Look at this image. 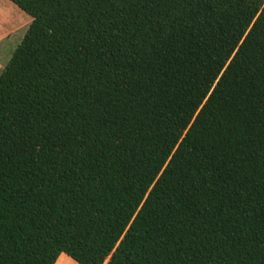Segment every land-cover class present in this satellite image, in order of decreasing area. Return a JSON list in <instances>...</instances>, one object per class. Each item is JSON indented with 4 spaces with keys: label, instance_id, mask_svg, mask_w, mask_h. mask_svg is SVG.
<instances>
[{
    "label": "trees",
    "instance_id": "16d2710c",
    "mask_svg": "<svg viewBox=\"0 0 264 264\" xmlns=\"http://www.w3.org/2000/svg\"><path fill=\"white\" fill-rule=\"evenodd\" d=\"M0 264H264V0H8Z\"/></svg>",
    "mask_w": 264,
    "mask_h": 264
},
{
    "label": "crops",
    "instance_id": "0c3cea01",
    "mask_svg": "<svg viewBox=\"0 0 264 264\" xmlns=\"http://www.w3.org/2000/svg\"><path fill=\"white\" fill-rule=\"evenodd\" d=\"M9 3H6V0H0V55L3 53L4 44L11 35H16L19 31V27L21 25H25L27 21L24 20L22 24H18L16 26V11L13 9ZM12 4V3H11ZM15 6L14 4H12ZM16 7V6H15ZM17 8V7H16ZM18 9V8H17ZM31 22V21H30ZM61 255L56 260L55 264H65V260H62L61 263Z\"/></svg>",
    "mask_w": 264,
    "mask_h": 264
},
{
    "label": "rangeland",
    "instance_id": "374dc122",
    "mask_svg": "<svg viewBox=\"0 0 264 264\" xmlns=\"http://www.w3.org/2000/svg\"><path fill=\"white\" fill-rule=\"evenodd\" d=\"M6 3H9L8 0H6ZM11 7L13 9H15L17 15H16V26L18 24H22V22L27 21L25 25H21L19 27V31L16 33V35H11L10 38H8L4 44V50L3 53L0 55V72L1 70L4 68V66L7 64V62L9 61L13 51L15 50V48L18 46V44L20 43L21 39L23 38L24 34L26 33L28 26L30 24V17H28L24 12H22L21 10L17 9L15 6H13L10 3ZM66 259V260H65ZM62 260H65V264H76L75 262H73L70 258H68L67 256H65L64 254L61 255V263Z\"/></svg>",
    "mask_w": 264,
    "mask_h": 264
},
{
    "label": "snow or ice",
    "instance_id": "6c2138e0",
    "mask_svg": "<svg viewBox=\"0 0 264 264\" xmlns=\"http://www.w3.org/2000/svg\"><path fill=\"white\" fill-rule=\"evenodd\" d=\"M260 62L262 65H264V50L261 51ZM262 99H264V97H262Z\"/></svg>",
    "mask_w": 264,
    "mask_h": 264
}]
</instances>
